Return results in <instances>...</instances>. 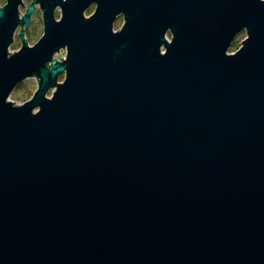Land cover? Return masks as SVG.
<instances>
[{
    "label": "water",
    "instance_id": "obj_1",
    "mask_svg": "<svg viewBox=\"0 0 264 264\" xmlns=\"http://www.w3.org/2000/svg\"><path fill=\"white\" fill-rule=\"evenodd\" d=\"M20 7L0 6V264H264V0Z\"/></svg>",
    "mask_w": 264,
    "mask_h": 264
},
{
    "label": "rangeland",
    "instance_id": "obj_2",
    "mask_svg": "<svg viewBox=\"0 0 264 264\" xmlns=\"http://www.w3.org/2000/svg\"><path fill=\"white\" fill-rule=\"evenodd\" d=\"M31 1L32 0H24L25 7H20V11L22 14L25 13L26 7L30 4ZM5 3H6V0H0V6H3ZM94 9H95V4H92V6H90L86 10L85 15L89 16L94 11ZM60 14H61L60 10L57 9L55 12L56 18L59 19ZM122 24H123V17L119 16L116 19V21L114 22V30H118L122 26ZM43 27L44 26H43V21H42V12H41L39 5H36V11L31 16L30 25L27 27V29H25V38L27 39L29 45L35 44L40 39V37L43 34ZM20 29H21V27H19L17 29L14 41L10 46L11 52L19 50L22 46V41L18 37V33H19ZM245 37H246L245 31H241L236 36L233 43L231 44L228 52L233 53L237 49H239L242 45V40L245 39ZM60 53H62V56L65 57L66 56V49H61ZM55 58L60 60L59 55H56ZM63 77H64V75L60 76L59 81H62ZM37 86H38V82H37L36 77H29V78L23 80L21 83H19L16 86L14 91L11 93L9 99L11 101H14V103H16V104H21L24 101H26L32 97L35 90L37 89ZM51 93H52V90H50L47 95L50 96Z\"/></svg>",
    "mask_w": 264,
    "mask_h": 264
}]
</instances>
